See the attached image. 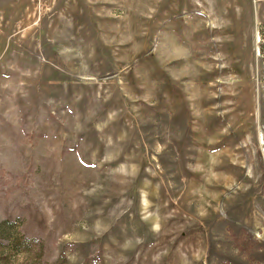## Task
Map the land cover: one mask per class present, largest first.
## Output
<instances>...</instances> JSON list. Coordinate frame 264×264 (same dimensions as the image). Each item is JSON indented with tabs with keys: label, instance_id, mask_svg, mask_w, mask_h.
<instances>
[{
	"label": "rangeland",
	"instance_id": "374dc122",
	"mask_svg": "<svg viewBox=\"0 0 264 264\" xmlns=\"http://www.w3.org/2000/svg\"><path fill=\"white\" fill-rule=\"evenodd\" d=\"M0 264H264V0H0Z\"/></svg>",
	"mask_w": 264,
	"mask_h": 264
},
{
	"label": "bare ground",
	"instance_id": "6f19581e",
	"mask_svg": "<svg viewBox=\"0 0 264 264\" xmlns=\"http://www.w3.org/2000/svg\"><path fill=\"white\" fill-rule=\"evenodd\" d=\"M207 59H209V58H207ZM208 61V60H207Z\"/></svg>",
	"mask_w": 264,
	"mask_h": 264
}]
</instances>
